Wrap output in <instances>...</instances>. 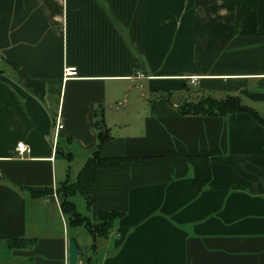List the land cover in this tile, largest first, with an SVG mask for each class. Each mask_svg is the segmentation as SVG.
<instances>
[{
    "label": "crops",
    "instance_id": "1",
    "mask_svg": "<svg viewBox=\"0 0 264 264\" xmlns=\"http://www.w3.org/2000/svg\"><path fill=\"white\" fill-rule=\"evenodd\" d=\"M236 1L0 0V264L68 262L71 237L76 264H264V125L177 109L234 95L264 116V0L255 35L237 34ZM97 120L102 156L139 160L96 172L86 216L122 215L92 237L69 231L55 193L16 185L54 190L68 169L58 154L88 159ZM194 154L210 161L201 192Z\"/></svg>",
    "mask_w": 264,
    "mask_h": 264
},
{
    "label": "trees",
    "instance_id": "2",
    "mask_svg": "<svg viewBox=\"0 0 264 264\" xmlns=\"http://www.w3.org/2000/svg\"><path fill=\"white\" fill-rule=\"evenodd\" d=\"M236 30L239 35L257 34V0H237L236 1ZM164 99L169 100L163 93ZM177 109L182 115H227L234 112H248L253 115L262 125L264 116H259L253 109L241 103L240 99L234 95H227L222 99L212 96H197L194 99L185 98L180 101ZM101 131L96 147L92 150L84 165L78 170L75 180L70 178L69 172L64 180L59 182L55 189L51 187H23L32 195H52L55 193L59 198L61 211L67 216L69 226L77 228L83 226L90 232L92 237L105 235L113 221L122 215L118 211H102L97 221H91L86 215L80 214L73 202L68 197L75 192H79L85 199L87 208L94 203L93 185L96 172L100 169L114 168L126 161L139 160L130 157H105L100 154L102 142L108 136L102 129L101 120L95 122ZM187 161L192 169L193 185L197 192L207 188L211 179V168L209 157L205 154H194L187 156ZM10 248H25L33 244V239L15 238L5 241Z\"/></svg>",
    "mask_w": 264,
    "mask_h": 264
},
{
    "label": "rangeland",
    "instance_id": "3",
    "mask_svg": "<svg viewBox=\"0 0 264 264\" xmlns=\"http://www.w3.org/2000/svg\"><path fill=\"white\" fill-rule=\"evenodd\" d=\"M58 159H60V160L64 159L67 162V168H68L67 173L69 171H72L71 176H72L73 180H75L78 170H80V168L84 165L85 161L87 160L86 158H83V157L82 158L79 157L76 159H69L67 157L62 156V154H58ZM68 199L74 203L76 210L80 214H82V215L88 214L85 199L83 198V196L79 192L73 193L72 195H70L68 197ZM65 221H67V227L70 231L68 218L66 216H65ZM74 230H75L77 235L79 232L82 233L83 235H88V236L90 235V232L82 226L77 227Z\"/></svg>",
    "mask_w": 264,
    "mask_h": 264
},
{
    "label": "built area",
    "instance_id": "4",
    "mask_svg": "<svg viewBox=\"0 0 264 264\" xmlns=\"http://www.w3.org/2000/svg\"><path fill=\"white\" fill-rule=\"evenodd\" d=\"M75 75V68L74 67H69L66 68L64 70V78L66 79L67 77L73 76ZM125 106V100L117 103L116 107H124ZM53 143H52V148L53 150H55L56 147V138L58 136V131L62 128V124L60 121V117H56L55 121H54V125H53ZM15 151H16V155L17 156H22L24 152L28 151V147L22 143V142H18L15 146ZM55 201L57 200V196L56 194H53ZM61 264H68L67 260H64L63 263Z\"/></svg>",
    "mask_w": 264,
    "mask_h": 264
},
{
    "label": "water",
    "instance_id": "5",
    "mask_svg": "<svg viewBox=\"0 0 264 264\" xmlns=\"http://www.w3.org/2000/svg\"><path fill=\"white\" fill-rule=\"evenodd\" d=\"M83 252L79 248L74 238H69L67 240V259L68 264H76L78 258L82 256Z\"/></svg>",
    "mask_w": 264,
    "mask_h": 264
}]
</instances>
